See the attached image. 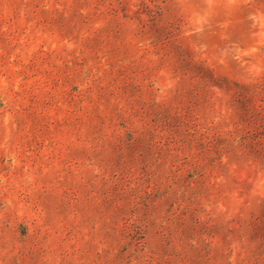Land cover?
Returning a JSON list of instances; mask_svg holds the SVG:
<instances>
[{
    "label": "rangeland",
    "instance_id": "rangeland-1",
    "mask_svg": "<svg viewBox=\"0 0 264 264\" xmlns=\"http://www.w3.org/2000/svg\"><path fill=\"white\" fill-rule=\"evenodd\" d=\"M0 264H264V0H0Z\"/></svg>",
    "mask_w": 264,
    "mask_h": 264
}]
</instances>
